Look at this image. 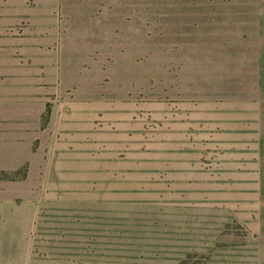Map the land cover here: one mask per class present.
Returning <instances> with one entry per match:
<instances>
[{
  "label": "rangeland",
  "instance_id": "obj_1",
  "mask_svg": "<svg viewBox=\"0 0 264 264\" xmlns=\"http://www.w3.org/2000/svg\"><path fill=\"white\" fill-rule=\"evenodd\" d=\"M12 264H264V0H0Z\"/></svg>",
  "mask_w": 264,
  "mask_h": 264
},
{
  "label": "crops",
  "instance_id": "obj_2",
  "mask_svg": "<svg viewBox=\"0 0 264 264\" xmlns=\"http://www.w3.org/2000/svg\"><path fill=\"white\" fill-rule=\"evenodd\" d=\"M13 216L10 211L0 210V264H12L11 242Z\"/></svg>",
  "mask_w": 264,
  "mask_h": 264
}]
</instances>
